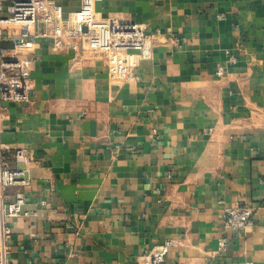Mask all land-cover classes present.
I'll list each match as a JSON object with an SVG mask.
<instances>
[{
  "label": "crops",
  "instance_id": "1",
  "mask_svg": "<svg viewBox=\"0 0 264 264\" xmlns=\"http://www.w3.org/2000/svg\"><path fill=\"white\" fill-rule=\"evenodd\" d=\"M54 1L65 16L82 5ZM96 10L145 23L153 56L128 81L39 39L29 100L0 101L7 159L31 180L8 192L24 190L38 213L10 221L7 264H144L167 239L164 264H264V0H100ZM16 148L32 161L15 163ZM244 205L254 224L235 232L223 215Z\"/></svg>",
  "mask_w": 264,
  "mask_h": 264
},
{
  "label": "built area",
  "instance_id": "2",
  "mask_svg": "<svg viewBox=\"0 0 264 264\" xmlns=\"http://www.w3.org/2000/svg\"><path fill=\"white\" fill-rule=\"evenodd\" d=\"M99 1L82 0L79 10L65 16L54 0H0V101L29 100L34 63L31 54L41 38L49 39L57 51L73 49L80 56L99 58L111 72L124 75L128 81L139 80L141 61L153 56L154 36L143 22L101 16L96 10ZM5 39H10L11 46L1 44ZM229 61L235 63L236 59L231 55ZM224 72L222 67L217 71L218 75ZM8 151L0 138V264H7L10 221L38 214L25 208L24 190L8 192L11 187L26 188L31 183L25 169L10 165ZM13 158L17 164L32 161L23 148H16ZM41 204L45 206L47 201ZM223 216L225 225L235 232L254 224L251 206L227 207ZM226 244V238L220 239V249L224 250ZM174 245V239L157 244L144 254V264H164Z\"/></svg>",
  "mask_w": 264,
  "mask_h": 264
}]
</instances>
